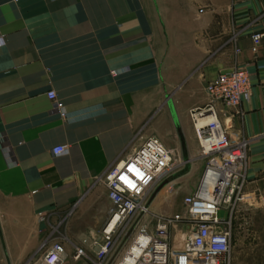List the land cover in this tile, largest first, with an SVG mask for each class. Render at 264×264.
I'll return each mask as SVG.
<instances>
[{
  "label": "crops",
  "instance_id": "1",
  "mask_svg": "<svg viewBox=\"0 0 264 264\" xmlns=\"http://www.w3.org/2000/svg\"><path fill=\"white\" fill-rule=\"evenodd\" d=\"M262 15L264 0H0V264H35L56 241L62 264H84L74 246L93 251L111 205L98 177L146 136L197 153L188 110L203 107L206 84L234 67L246 69L250 94L236 108L215 107L232 140H249L244 194L258 200L264 46L252 53L250 35ZM60 144L67 153L53 155ZM178 227L172 249L188 228Z\"/></svg>",
  "mask_w": 264,
  "mask_h": 264
},
{
  "label": "built area",
  "instance_id": "2",
  "mask_svg": "<svg viewBox=\"0 0 264 264\" xmlns=\"http://www.w3.org/2000/svg\"><path fill=\"white\" fill-rule=\"evenodd\" d=\"M260 21V30L250 35L254 54L264 46V15ZM0 42H3L1 33ZM111 74L117 75L118 71L112 70ZM250 88L246 69L234 67L220 72L206 84L208 102L203 107L188 110L198 156L204 166L195 191L183 198L181 212L168 215L150 210V196L173 174L175 163L172 149L156 136H146L130 156L110 165L98 177L107 188L111 204L100 229L101 240L92 241L91 253L75 245L73 258L84 259V264H231L233 211L239 202L248 199L249 204L264 209V194L258 200L244 194L249 140L230 138L218 120L215 104L236 108L249 96ZM46 96L55 103L58 115L67 119V112L55 92L49 90ZM204 118L207 121L199 125V120ZM51 153L65 154L67 146L55 145ZM222 208L229 211V218L218 216ZM178 225L188 228L179 247L172 249L170 233ZM131 228L122 253L110 262V255ZM65 259L64 244L56 241L35 264H62Z\"/></svg>",
  "mask_w": 264,
  "mask_h": 264
},
{
  "label": "rangeland",
  "instance_id": "3",
  "mask_svg": "<svg viewBox=\"0 0 264 264\" xmlns=\"http://www.w3.org/2000/svg\"><path fill=\"white\" fill-rule=\"evenodd\" d=\"M162 143L173 150L175 168L173 174L168 178V183L159 190L149 206L151 212L156 214L179 213L184 209V204L181 201L186 189L197 184V181L199 182V175L196 179V174H200L202 171L203 160L198 156V152L192 154L191 151H188V153L177 139H175V146L172 143L169 145ZM254 205L249 204L248 199L239 202L233 211L231 217V264L264 263V209ZM218 216L229 218V211L222 208ZM176 229L179 227H174L171 230L170 241L177 244L180 241V236H177L178 230Z\"/></svg>",
  "mask_w": 264,
  "mask_h": 264
},
{
  "label": "water",
  "instance_id": "4",
  "mask_svg": "<svg viewBox=\"0 0 264 264\" xmlns=\"http://www.w3.org/2000/svg\"><path fill=\"white\" fill-rule=\"evenodd\" d=\"M167 103H168V107H169V110H170V113H171V116H172V119H173V122H174V125H175V128H176V131L178 134L181 133V129H180V126H179V123L177 121V118H176V114H175V111H174V108L172 106V102L171 100L169 99V97H167ZM168 179L162 181L153 191L152 195L150 196L149 200H148V203H150L152 201V199L156 196V194L159 192V190L168 183ZM132 231V228L126 233L125 237L123 238V240L121 241V244L120 246L118 247L119 249L124 245V243L126 242V240L128 239L130 233ZM118 249V250H119ZM7 264H10L9 261L7 260Z\"/></svg>",
  "mask_w": 264,
  "mask_h": 264
},
{
  "label": "bare ground",
  "instance_id": "5",
  "mask_svg": "<svg viewBox=\"0 0 264 264\" xmlns=\"http://www.w3.org/2000/svg\"><path fill=\"white\" fill-rule=\"evenodd\" d=\"M206 121H207L206 118H204V119H200L198 124H199V125H200V124H203V123H205Z\"/></svg>",
  "mask_w": 264,
  "mask_h": 264
}]
</instances>
